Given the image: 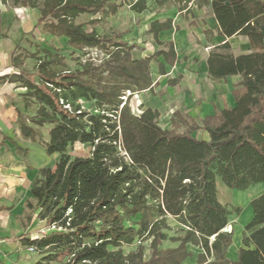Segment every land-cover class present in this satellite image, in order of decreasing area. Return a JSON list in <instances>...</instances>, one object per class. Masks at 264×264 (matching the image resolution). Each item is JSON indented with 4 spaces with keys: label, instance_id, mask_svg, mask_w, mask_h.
Listing matches in <instances>:
<instances>
[{
    "label": "trees",
    "instance_id": "obj_1",
    "mask_svg": "<svg viewBox=\"0 0 264 264\" xmlns=\"http://www.w3.org/2000/svg\"><path fill=\"white\" fill-rule=\"evenodd\" d=\"M145 1L134 0L129 9L141 14ZM166 1L155 0L158 6ZM173 1L184 3L180 12L190 2ZM200 2L210 4L219 36L244 37L255 52L211 53L206 60L209 77H240L231 92L234 108L225 107L200 124L174 112L170 128L161 129L157 110L142 107L135 115L130 102L135 94L153 91L150 63L162 57L173 66L176 55L160 50L135 60L130 56L135 44L77 23L82 15H115L124 2L13 0L39 10L35 27L42 34L65 38L74 52L102 55L99 63L88 58L78 69L57 70L64 65L61 54L42 49L41 56L24 55L19 47L10 58L14 73L3 78L24 89L15 104L22 138L43 147L47 156H58L54 169L39 170L18 218L24 227L38 220L48 229L23 239V245L43 255L45 264H183L192 256L187 245L202 250L197 264L216 255L209 264H264V193L250 203L253 217L244 235L260 228L243 238L232 262L222 253L232 238L224 229L232 212L239 214L240 209L223 206L216 186L220 179L237 191L264 187V0ZM171 27L170 20L154 21L147 34L160 45L159 33ZM27 59L35 60L31 72L25 70ZM158 71L164 73L159 63ZM80 101L94 103L93 110L82 108ZM198 131L206 138L193 136ZM76 142L88 150L72 156L69 149ZM169 219L182 227L180 234L168 236ZM167 241L175 246L164 248ZM132 245L136 248L124 254L123 247ZM61 256L67 260L59 261Z\"/></svg>",
    "mask_w": 264,
    "mask_h": 264
},
{
    "label": "crops",
    "instance_id": "obj_2",
    "mask_svg": "<svg viewBox=\"0 0 264 264\" xmlns=\"http://www.w3.org/2000/svg\"><path fill=\"white\" fill-rule=\"evenodd\" d=\"M183 4L167 0L158 6L155 0H146L145 10L141 13L150 14L146 33L154 21L170 20L172 27L159 33L160 45L155 44L149 35L152 52H139L135 45L130 53L131 58L135 60L149 57L160 50L176 55L173 66L168 65L162 57L150 63L151 78L155 73L158 82L152 80L153 91L140 93L138 98L141 105L159 112L161 129L170 128L174 112L189 116L200 124L205 117L217 114L225 107L234 108L235 102L231 92L240 77L211 78L207 73L206 60L211 53L232 54L238 50L240 53L232 54L237 56L255 52L244 37L223 38L218 35V24L210 4L190 0L186 10L180 12L179 7ZM39 16V10L36 8L14 5L13 0H0V264H37L35 253L27 251L23 239L38 237L41 231L47 229L37 220L24 227L18 218L23 214L24 202L31 198V189L39 177V170L54 169L56 156H47L43 147L22 138L15 104L24 89L18 84L3 80L5 76L14 73L10 65L13 53L17 48L23 47L27 35H36L38 28L35 26ZM225 43L229 44V48H221ZM166 44H172V47H164ZM158 63L163 66V74L158 71ZM176 79L177 84H169V81ZM16 146L25 153L17 152ZM240 192L245 195L243 203L235 202L233 205L241 206L242 210L238 215L231 214L229 217L226 228L228 232H232L231 244L222 252L225 258L232 262L237 260L238 251L243 247V238L249 237L253 231L260 228L257 227L244 235V227L253 217L250 203L264 193V187L257 184ZM217 194L219 195L218 186ZM218 200L228 208V204L220 200L219 196ZM174 246L175 244L169 243L164 248ZM187 249L192 256L183 264H197V256L202 250L192 245H187ZM250 249H253L252 245ZM217 257L212 256L205 264L215 261Z\"/></svg>",
    "mask_w": 264,
    "mask_h": 264
},
{
    "label": "rangeland",
    "instance_id": "obj_3",
    "mask_svg": "<svg viewBox=\"0 0 264 264\" xmlns=\"http://www.w3.org/2000/svg\"><path fill=\"white\" fill-rule=\"evenodd\" d=\"M124 2V5L115 15H110L108 13H103L98 15L97 17H91L89 15H82L77 19V23H82L84 27L88 30L95 31L98 35H106L111 36L118 34L121 36L123 41L128 42L129 44H135L136 48L141 51H146V53H150L153 51L152 47L149 44V35L146 33V26L150 20V14H136L129 9V4H132L134 0H118ZM23 54L28 55L34 52H39V56L42 55L41 50L47 49L52 53H59L65 57L64 65L58 66L57 70H75L79 68V64L83 63L86 59L90 58L95 63H99V59H101L102 55L95 50H86L83 55L82 52H74L71 48L67 46L65 38H52L48 37L41 33L40 28L36 30V35L31 37V35H27L25 41H23ZM74 52V53H72ZM231 53V52H228ZM240 53L238 50H235L232 54L236 55ZM78 56L80 58H78ZM35 64V60L27 59L25 63V70L31 72L33 70ZM152 80L154 82H158V77L152 76ZM152 81V82H153ZM155 96L157 94H154ZM158 96V95H157ZM137 99L134 97L130 102L132 110L138 108H146L143 104L139 107L137 106ZM156 102L159 104V100L156 98ZM140 101V100H139ZM80 105L82 108H86L89 111L93 110L94 103H88L80 101ZM159 125V120H158ZM183 129L177 130L178 133H181ZM43 134L46 136L47 128L42 129ZM194 135L198 139L206 138L202 131L195 132ZM88 150V147L85 145H81L79 142H76L70 149L69 153L72 156L78 155L80 152ZM58 161V156L55 157ZM217 186L219 188V198L224 201L225 204H228V209L232 211L234 208H239L240 212L242 210L241 206H235L233 203L239 202L243 203L245 199V195L237 190L229 189L223 185L220 179H217ZM255 191V189H254ZM243 194V195H240ZM232 214L235 215L234 212ZM238 215V214H237ZM38 222V220H37ZM36 222V223H37ZM169 224L172 227V230L167 234L168 236H174L176 234H180V225L176 223L175 220L169 219ZM145 257L149 256V243H145ZM169 245V242H165L163 247ZM136 248V245H132L129 247H123L124 254H127L130 251H133ZM37 264H45L46 262L42 261L43 255L41 253H35ZM67 260L66 257L61 256L59 261L65 262ZM54 264V263H49Z\"/></svg>",
    "mask_w": 264,
    "mask_h": 264
},
{
    "label": "built area",
    "instance_id": "obj_4",
    "mask_svg": "<svg viewBox=\"0 0 264 264\" xmlns=\"http://www.w3.org/2000/svg\"><path fill=\"white\" fill-rule=\"evenodd\" d=\"M139 95L140 94H135L134 95V97L137 99L136 101H137V106L139 107L140 105H141V103H140V101H139ZM133 111V113L135 114V115H140L141 113H142V111L141 110H139L138 108H136L135 110H132ZM48 231V229H46V230H43V231H41V234H45L46 232ZM27 251L29 252V253H36V250L33 248V247H28L27 248Z\"/></svg>",
    "mask_w": 264,
    "mask_h": 264
},
{
    "label": "water",
    "instance_id": "obj_5",
    "mask_svg": "<svg viewBox=\"0 0 264 264\" xmlns=\"http://www.w3.org/2000/svg\"><path fill=\"white\" fill-rule=\"evenodd\" d=\"M224 232H228V228H225V229H224Z\"/></svg>",
    "mask_w": 264,
    "mask_h": 264
}]
</instances>
